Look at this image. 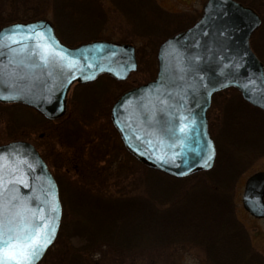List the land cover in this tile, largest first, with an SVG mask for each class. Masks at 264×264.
<instances>
[{
	"label": "water",
	"instance_id": "95a60500",
	"mask_svg": "<svg viewBox=\"0 0 264 264\" xmlns=\"http://www.w3.org/2000/svg\"><path fill=\"white\" fill-rule=\"evenodd\" d=\"M260 23L254 9L236 0H206L193 25L161 42L155 77L124 91L111 105L110 121L126 151L148 168L176 178L210 170L216 154L206 117L212 95L235 88L244 101L264 112V65L249 44ZM33 32L38 35L30 36ZM45 43L69 59L45 64L34 52ZM70 61L74 67H69ZM136 70L134 47L129 43L97 39L71 47L45 19L0 28V103L23 104L49 120L65 114L72 85L93 82L101 75L123 81ZM181 116L187 117L185 133L170 135V129L185 123ZM0 155L6 157L7 188L19 189L27 208L42 209L38 215L46 217L50 231L54 229L51 242L33 261L37 264L54 243L61 222L56 182L28 141L0 144ZM17 160L32 165L31 169L22 166L28 187L9 183L12 175H18H9ZM11 195L7 192L5 198ZM241 203L252 217L264 219V171L246 178Z\"/></svg>",
	"mask_w": 264,
	"mask_h": 264
},
{
	"label": "rangeland",
	"instance_id": "374dc122",
	"mask_svg": "<svg viewBox=\"0 0 264 264\" xmlns=\"http://www.w3.org/2000/svg\"><path fill=\"white\" fill-rule=\"evenodd\" d=\"M205 1L0 0V17H13L2 26L12 22L45 19L53 25L63 43L71 47L97 39L135 46L138 65L134 73L124 81L100 76L92 83L74 84L68 92L65 115L51 120L53 125H62L69 123L73 117H91L96 130L100 131L102 138L104 137V143L113 151L119 141L111 130L114 127L109 118L110 106L124 90L155 77L159 44L165 38L193 25L200 17ZM239 2L253 8L261 19L259 27L249 38V44L264 65V0ZM22 16H29L31 20H24L26 18H21ZM207 112L209 133L213 140H216L218 149L213 167L208 171L196 172L200 173L197 176H194L195 173L183 178L167 175L170 185L165 183L167 187L164 189L167 196L177 193L172 206H177L182 212L194 209L202 213L212 208L214 211L217 209L219 213L216 212L218 216L213 224H217L223 214V219L225 216H232L230 224L226 222L227 233L233 235L230 242L225 244L226 254L213 257L208 256L205 250V247H208V239L214 234L218 236L219 222L211 229L204 226L202 233L192 232L191 239L200 242L202 247L191 243L189 246L175 249L174 253L151 254L145 260H137L135 264H261V258L264 264V219L252 217L241 203L246 178L254 172L264 171V112L244 101L240 93L231 87L212 96ZM38 115L41 114L33 108L19 103L0 106V144L14 140L31 142L41 157L46 162H51L48 164L52 171V164L60 166L58 164L62 160L59 152L52 147L46 130H40L43 122ZM56 173L60 184L59 198L62 202V221L57 234L60 239L73 219L80 221L81 215L76 202L69 195L67 174L63 170ZM206 179L213 181L209 183ZM91 186L92 183L87 187ZM203 186L209 188L204 190ZM193 187H200V191L194 193ZM112 190L111 187L106 192L110 193ZM198 222H201V219ZM222 224L225 226L224 222ZM240 227L246 231L248 242L242 241L239 235L235 237ZM224 234L221 233V238ZM55 247L52 244L46 252L56 251ZM247 248L257 254V261L252 260L254 255L248 256ZM40 261L37 264H42Z\"/></svg>",
	"mask_w": 264,
	"mask_h": 264
},
{
	"label": "trees",
	"instance_id": "16d2710c",
	"mask_svg": "<svg viewBox=\"0 0 264 264\" xmlns=\"http://www.w3.org/2000/svg\"><path fill=\"white\" fill-rule=\"evenodd\" d=\"M12 18L0 17V27ZM21 18L31 20L29 16ZM58 37L61 39L59 34ZM13 105L15 104L0 106ZM38 116L43 122L40 130H46L52 147L61 156L62 162L58 164L60 166L52 164V173L59 193L60 184L56 172L63 170L68 176L69 195L76 202L81 215L80 221L73 219L72 224L63 232L62 238L58 239L57 235L53 243L56 251L46 252L40 263L131 264L135 261L133 263L135 264L137 260H145L151 254L174 253L175 249L189 246L191 243L202 247L200 242L191 239L192 232L202 233L204 226L211 229L219 222L218 236L214 234L208 239V247H205V250L208 256L213 257L226 254L225 244L233 237L226 230L232 216H229L230 219L227 216L223 219L225 215L223 214L220 221L213 224V221L217 220L216 212L219 213L217 209L214 211L212 208L202 213L194 209L182 212L177 206H172L177 193L165 195L164 188L167 187L165 183L168 182L170 185L167 175L147 168L132 157L124 149L114 129H111L112 133L120 145H116V150L111 151L104 143L100 131L96 130L91 117L82 119L73 117L69 123L53 125L51 120L45 119L42 115ZM214 142L217 147L215 139ZM42 155L46 157L45 154ZM198 174L200 173H195L194 176ZM206 180L209 183L213 181ZM95 181L97 182L94 184ZM91 183L92 186L87 187ZM111 187L113 190L107 193ZM203 188L205 190L209 187ZM192 190L197 194L200 187H193ZM226 206L227 204L221 210L223 211ZM200 219L201 222H198ZM221 233H225L223 238ZM236 235H239L242 241L248 242L243 227L237 229L235 237ZM247 253L249 257L254 255L252 260L257 261L258 256L253 250L247 248Z\"/></svg>",
	"mask_w": 264,
	"mask_h": 264
},
{
	"label": "snow or ice",
	"instance_id": "6c2138e0",
	"mask_svg": "<svg viewBox=\"0 0 264 264\" xmlns=\"http://www.w3.org/2000/svg\"><path fill=\"white\" fill-rule=\"evenodd\" d=\"M29 35H38V33L33 32ZM13 43H19V41H13ZM38 47L40 51L34 50V52L45 64L69 59L57 52L54 46L48 43L41 44ZM69 67H74L71 61ZM180 120L185 123H182L178 129H170V135L174 136L176 131L185 133L187 117L181 116ZM183 146V142H180L179 147L183 148ZM169 147L175 148L177 144H171ZM172 155L175 157L176 153L174 152ZM211 158V154H209L208 160H211ZM5 159L4 155H0V264H11L13 260L16 261V264H33V261L40 255L41 249L51 242V231H54V229L50 231V225L47 224L46 217L38 215L39 212L43 211L42 209L33 211L27 208L26 203L19 196V189L7 188L4 180L5 164L3 162ZM24 165L28 169L32 168V165L26 160H17L11 165L9 175L13 173H18V175H12V180L9 183L24 184L25 187H28V183L23 178L22 166ZM7 192H12L13 195L6 199ZM13 201H17V203H13ZM52 210L55 211L54 206ZM6 256L7 259H5Z\"/></svg>",
	"mask_w": 264,
	"mask_h": 264
}]
</instances>
